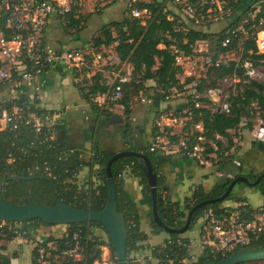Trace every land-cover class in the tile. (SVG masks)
<instances>
[{"label": "trees", "instance_id": "obj_1", "mask_svg": "<svg viewBox=\"0 0 264 264\" xmlns=\"http://www.w3.org/2000/svg\"><path fill=\"white\" fill-rule=\"evenodd\" d=\"M170 1L144 0L139 2L138 6L140 8H147L149 10V18L125 16L120 20L103 23L89 42L97 50L102 47L104 53L106 47H114L120 63L113 69L122 68L124 63L132 65V80L124 85V96L121 100V103L125 107V114L127 115L131 113L134 97L147 89L149 81H153L155 83L153 87H156L163 97H167L174 90H186L184 88L185 85H189L194 80L199 81L195 89L204 93L208 88H221V83L227 78L231 82L226 96V100L229 103V111L219 109L216 100L212 97H201L198 100L202 102V106L199 108L192 106L193 116L188 125L182 131L172 135L171 138L179 141L182 135L188 133L189 143L193 145L198 142V136L202 135L204 138L202 144L205 145L206 152L217 154L220 159V169H229L227 167L228 164H231L229 160L234 157L230 152L236 146L240 129L246 128L251 130L255 125L257 117L264 119V82L247 73V64H252L253 68H255L264 59V54L258 52L257 44L252 34L255 30L252 28L254 21L249 16L252 6L259 0H228L227 8H231V12L226 13L223 17H233L228 26L239 27L248 18V21L244 23L248 34L239 32L237 36L229 33L227 27L217 32H211L189 26L185 23L186 21L184 22L179 17L180 13L169 8V5L172 3ZM78 4L73 7V10L63 20V28L67 30L76 29L77 39L74 38L75 40L81 39L80 34L84 29L85 22L91 16L90 14L83 16L79 12L80 5ZM196 14L198 15V12ZM228 36H231L232 40L229 44L224 45L223 42ZM202 41L208 42V52L212 61L206 65V71L200 77L189 76L182 81L180 76L184 72V68L176 63L173 46L185 49L188 53H193L194 49L198 48V43ZM59 43L60 46L64 45L62 41H59ZM238 50L241 51V56L238 60L226 59L228 53ZM222 55H225V59L221 58ZM104 63L100 70L94 74L92 82L89 85H77L82 97L93 106L97 113L108 112V110L91 102V95L98 92L106 93L111 89L110 85L106 84L104 73L106 70L113 69L108 67L110 64L108 61ZM235 77L239 79L236 82H234ZM192 94L188 96L189 100L185 107L193 105L194 97ZM184 108L178 109V111L180 112ZM159 116L160 114H157V118ZM197 123L203 124V131L200 132L195 129L194 125ZM60 128H64V126H57L55 130ZM165 129L168 132L172 130L171 127H166ZM160 132H162L161 128L155 122L152 129L153 137ZM38 135L40 134L36 133L31 126H23L21 131L10 128L0 129V173L2 177L8 176L9 169L15 175L32 176V178L7 180L2 185L0 194L15 204L36 203L56 205L62 201L78 208L95 211L102 210L108 201L106 165L112 154L100 151L95 144L91 158L80 165L76 161L74 154L62 148L57 140L53 139L38 144L37 142L40 139ZM218 136L226 139L228 144L225 145ZM34 140H36V144L32 146L31 142ZM24 149L25 151H23ZM143 152L149 155L158 174L159 212L164 223L170 227L183 226L187 213L195 204L205 199L222 195L231 181L243 173V171H236L233 179L226 180L222 185L214 187L208 192L205 191L202 185H199L182 203L172 200L163 188L164 179L159 172V166L163 160L157 157L159 152L151 151L150 147L144 149ZM39 159L47 160L51 164L55 174L53 177L44 174L30 175L28 173V167ZM96 164L101 166L99 176L102 178V182L98 186L80 187L76 175L78 171L82 166H88L93 171ZM128 169L140 178L143 189L142 203L149 207L154 231L160 233L165 230L153 220V199L143 160L136 157H122L118 159L113 165V176L117 187V204L119 210L125 214L128 226V238L126 241L128 264H134L131 255L134 251L142 248L141 242L147 240L148 235L141 231L140 228L138 203L125 189L124 172ZM248 176L251 181H254L259 174H249ZM257 187L264 192V179ZM234 197L235 194L232 191L228 198ZM223 202L225 200L211 203L201 208L197 212L190 229L195 226L197 220L205 210H212L216 214H220ZM239 202L238 208L242 213L245 210L251 212V205L245 198L240 199ZM24 223H26L27 229L34 227V224L38 226L48 225L41 219H31ZM88 225L104 230L102 225L97 222L74 223L70 224L69 228L77 226H85L86 228ZM169 235L170 237L163 244L151 246L154 257L163 258L166 254L175 257L178 252H182V248L177 243V239L181 235L177 233ZM169 240L173 242L171 243ZM97 242L99 240L90 243V254ZM109 244L112 253L116 255L110 239ZM263 244L264 239L256 243L255 246ZM100 253V250H96L95 256L99 257ZM220 258L222 257L219 255L204 253L194 264H202ZM0 264H10V259L0 255Z\"/></svg>", "mask_w": 264, "mask_h": 264}, {"label": "built area", "instance_id": "obj_2", "mask_svg": "<svg viewBox=\"0 0 264 264\" xmlns=\"http://www.w3.org/2000/svg\"><path fill=\"white\" fill-rule=\"evenodd\" d=\"M124 14L126 17L149 18V10L140 8L139 2L144 0H125ZM173 11L186 15L189 26L200 28L209 26L213 22L223 20L226 13L231 12L227 8L228 0H171ZM78 3V0H0V129H16L21 131L23 126H31L38 135V144L54 139L55 127L63 125L65 114L69 106L64 109L46 108L39 101L43 99L42 92L49 75L62 68L72 73L73 82L76 85L87 86L92 82V77L98 72L105 62L102 47L94 48L89 40L80 46H55L50 38V30L60 20H65L69 12ZM254 8V10H253ZM198 12V15L196 14ZM260 13V14H259ZM259 14V15H258ZM253 18L252 32L256 41L258 52L264 54V0H259L251 8ZM239 27L226 26L228 32L237 36L239 32L248 34L244 23ZM225 27V28H226ZM228 36L223 44L231 42ZM206 48L194 50L188 53L185 49L173 46L175 61L184 68V72L191 74L187 66L194 59L195 53H201L205 63H211L212 58ZM236 51L228 53L230 56ZM222 55L221 58H224ZM120 63L118 57L113 58ZM251 66V69H250ZM247 73L256 74L252 64H247ZM105 77V75H104ZM106 81L111 89L106 93L98 92L91 95V102L97 106L112 110L118 106L124 107L123 87L132 80V71L127 68L113 70ZM238 81V78H234ZM229 82L227 78L221 85ZM199 81L194 80L185 89H193V105L185 107L180 113L171 112L166 116L167 122L160 127H171V131L157 134L151 143V151H166L191 157L205 166H219L220 159L216 153H207L202 143L204 138L198 136V142L191 145L188 133L181 136L179 141L171 138L176 134L174 126L186 127L192 118V106L199 108L201 97L216 100L218 108L229 111V103L226 98L220 96L221 88H208L199 92L195 88ZM179 114V115H178ZM195 129L203 131V124L197 123ZM251 135L256 140L264 141V121L254 129ZM225 145L227 141L218 136ZM236 146L238 149L239 137ZM32 146L36 140L32 141ZM25 151V149L23 150ZM231 153V152H230ZM227 154H229L227 152ZM226 154V155H227ZM9 161V159H8ZM12 161V159H11ZM229 161L241 166L242 163L235 156ZM30 175L44 174L53 177L54 171L47 160H37L28 167ZM217 173L233 179L235 174L219 169ZM0 173V180L2 179ZM3 185V184H2ZM0 186V189L2 187ZM250 211H242L238 207L223 206L220 214L212 210H205L201 218L200 230L191 237H179L178 245L182 252L175 257L166 254L165 257H154L157 264H194L204 254L226 257L230 253L249 246H255L264 239V204L258 207L250 206ZM25 222V221H24ZM20 221H8L0 219V239L18 243L13 256H22L28 259V264H118L117 255L111 251L108 235L103 236L94 232L89 225L66 228L61 233H44L42 225L34 224L31 229L26 228V223ZM62 225V224H61ZM99 228V227H97ZM107 234V233H106ZM188 239V241H187ZM99 240L90 252V243ZM169 242H173L169 240ZM100 250V256H95V251ZM10 259V257H9ZM132 262L137 261L132 258ZM11 263V261H10Z\"/></svg>", "mask_w": 264, "mask_h": 264}, {"label": "crops", "instance_id": "obj_3", "mask_svg": "<svg viewBox=\"0 0 264 264\" xmlns=\"http://www.w3.org/2000/svg\"><path fill=\"white\" fill-rule=\"evenodd\" d=\"M206 44H208L207 41L199 42L198 48L194 50L204 49ZM107 49L106 47L105 51ZM115 57H118L116 52L111 58ZM105 59L106 61L109 60L107 57ZM124 67L129 71L133 69L132 65L127 63H124L121 69ZM68 72L60 68L49 75L43 87V99L39 102L42 106L52 109H64L66 105L69 106L65 114L64 128L55 130L54 139L59 142L62 148L74 154L80 165L91 158L95 144L100 151L111 154L124 149L144 151V149L149 148L154 138L152 129L155 122L162 125L166 123V116L171 112L178 113V109L184 108L189 100L188 96L191 94L181 100L173 101L174 94L182 91L174 90L169 96L163 97L162 93L153 87L155 83L149 81L147 89L141 92L142 95L145 93L147 99H144V103L134 104L132 101V109L129 115L125 114V107L120 106L108 110L106 113H97L93 106L82 97L78 86L73 82L72 73L70 74V82H68ZM111 72V70L105 71L106 81L108 80L106 76L109 77ZM73 88L77 90V93L71 95L70 90ZM187 89L193 92V89ZM157 114H160L159 118H157ZM257 141L252 137L251 130L240 129L239 148L236 151L232 150L231 153L241 161L242 165L237 166L231 161V164L227 165L229 169L223 168V170L232 173L243 171L241 175L247 177L249 174L257 173L260 175L264 172V148H260ZM158 152L157 157L163 160L159 166L160 175L164 179L163 188L174 201L182 202V199L185 200L186 197L190 196L199 185H202L208 192L227 180L226 177L217 173L220 169L218 165L205 166L191 157L161 150ZM196 166L204 168L206 172L196 173ZM208 168H213V170ZM100 169L99 164L94 166L93 171L88 166L83 167L80 173L84 179L81 181L80 187L98 186L102 182V178L99 176ZM124 179L127 193L138 203L141 231L148 235L147 240L141 242L142 248L134 251L131 257L137 261V264H157L152 260L151 246H154L155 242H159L163 236L160 234L161 232L156 233L154 231L149 207L142 203L143 189L140 178L128 169L124 172ZM243 198L253 206L246 197L238 196H235L233 201H228L227 204L230 205L224 206L237 207L240 205L239 200ZM263 204L264 201L258 206ZM190 230L191 235H194L197 234L200 227L198 231L194 227ZM17 247L18 243L16 242L0 239V255L10 257V264H20L18 262L20 256L16 258L13 256Z\"/></svg>", "mask_w": 264, "mask_h": 264}, {"label": "water", "instance_id": "obj_4", "mask_svg": "<svg viewBox=\"0 0 264 264\" xmlns=\"http://www.w3.org/2000/svg\"><path fill=\"white\" fill-rule=\"evenodd\" d=\"M251 69V66H250ZM258 146L264 148V141L258 140ZM122 157H136L144 162L147 172L148 184L151 188L153 199V220L171 234H184L190 230V227L197 215V212L208 204L220 202L228 199L233 189L238 183L246 184L250 187H256L264 179L262 172L254 181L245 175H239L231 181L225 192L216 197L208 198L195 204L188 212L185 223L181 227H170L164 223L161 218L158 207V174L155 171L153 162L149 155L143 151L134 149H124L112 153L106 165L108 178V201L105 207L100 211L78 208L65 202H58L56 205H45L36 203L15 204L5 199L0 194V219L8 221H29L31 219H41L48 225H69L82 222H97L102 225L115 249L118 264H128L127 256V238L128 226L125 214L121 212L117 204V187L113 176V165ZM32 178V176L15 175L8 170V176L0 180V186L7 180ZM264 260V244L258 246H249L240 248L226 257L202 264H242L248 262Z\"/></svg>", "mask_w": 264, "mask_h": 264}, {"label": "rangeland", "instance_id": "obj_5", "mask_svg": "<svg viewBox=\"0 0 264 264\" xmlns=\"http://www.w3.org/2000/svg\"><path fill=\"white\" fill-rule=\"evenodd\" d=\"M78 5H80V13L83 16H87V15H91L89 17V20H87L85 22V26L84 29L82 30L80 37V40H75L74 38L77 39V34H76V29H72V30H67L65 28H63L64 26V22L63 20H60L57 22V25L52 27V29L50 30V38L51 41L54 43L55 46L58 45L59 41H62V44H64V46H78L80 44H82L84 41H88L90 40L92 37H94L95 32L97 31V29L99 27L102 26L103 23H107V22H111V21H115V20H120L122 18L125 17L124 14V8L126 6V1L125 0H78ZM169 7L174 8V6L172 4L169 5ZM180 18L187 23V17L186 15H182L179 14ZM233 17H225L223 20L219 21V22H213L211 24H209V26L207 27H203L201 26L199 29L202 30H206V31H211V32H217L220 31L221 29H223L224 27H226L228 25V23L231 21ZM188 24V23H187ZM115 53L114 47L111 46L110 48L107 49V51H105V57H107L108 63L109 64V68L113 69L114 67L116 68L117 66V62L114 61L113 58H111V56ZM241 56V51H236L235 53H233L232 55L228 56V58L226 57V59H236L238 60ZM104 62H101L100 65H104ZM206 65L207 63H205V61L203 60L202 54L201 53H195L194 59L191 63L188 64L187 69H189V71L191 72V74L187 73V72H183L181 74V80H185L186 77L188 76H195V77H200L203 73H205L206 71ZM115 70V69H113ZM111 70V71H113ZM255 71L256 74H254V78H257L260 81L264 82V59H262V61L259 62L258 65L255 66ZM70 72H68V82H70ZM234 82H236L234 80ZM149 83V82H148ZM231 82H227L224 85H221L222 87V91L223 93L220 96H223L226 98L228 90H229V86ZM73 87V86H72ZM71 95L72 94H76L77 90L76 89H72L70 90ZM191 93V91L189 89L184 90L180 93H175L173 96V101H177V100H181L183 98H186L189 94ZM66 97H68L67 95H65ZM144 99H147L145 93L142 95L141 93L138 94L137 96L134 97L133 101L134 104L136 103H144ZM176 113V112H175ZM180 113V112H178ZM179 115V114H178ZM262 121H264V119L262 117H257L255 119V125L253 127V129L258 126ZM167 127V126H166ZM165 126H160L161 131H163L164 133L167 132V130ZM174 131L176 132H180L182 131L183 127L177 125L173 127ZM239 132V131H238ZM225 143H226V139ZM166 152V151H164ZM93 154V152H92ZM177 154V153H175ZM85 166H82L80 170H82V168ZM209 169V168H208ZM78 171V173L76 174L77 177V182L79 185H81V181L84 179L83 176H81V171ZM209 170H213V168L209 169ZM195 171L196 173H204L206 172V170L204 168H200L198 166L195 167ZM233 192L235 194V196L237 197H246L248 199V201L253 205V206H258L260 205L263 201H264V192L259 189L257 186L256 187H250L247 186L246 184H237L235 186V188L233 189ZM235 198V197H234ZM234 198H228L225 200V202L222 203L221 206L224 205H230L227 204L228 201H233ZM184 202V199H182V203ZM239 205H237L238 207ZM188 214V213H187ZM201 218H199L194 226V229L196 231L199 230V227L201 225ZM42 232L44 233H61L66 226L65 225H61V224H56V225H42L40 226ZM94 232L99 234V235H103L106 236L108 234H106V232L102 229V228H94ZM160 234H162V238L159 240V242H155L154 245L156 244H160V243H164V240L169 238L170 235L169 233H167L166 231L161 232ZM181 236L183 237H191L193 235H191V230L187 231L184 234H181ZM156 239H158V236H156ZM5 240V239H4ZM18 262L20 264H28V259H25L24 257L22 258V256H20V258L18 259ZM247 264H264V260L262 261H257V262H250Z\"/></svg>", "mask_w": 264, "mask_h": 264}]
</instances>
